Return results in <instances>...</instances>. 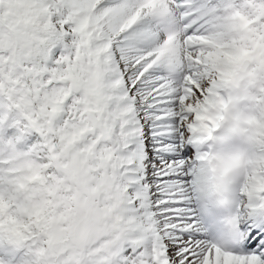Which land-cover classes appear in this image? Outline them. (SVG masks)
I'll return each mask as SVG.
<instances>
[{
	"label": "snow or ice",
	"instance_id": "6c2138e0",
	"mask_svg": "<svg viewBox=\"0 0 264 264\" xmlns=\"http://www.w3.org/2000/svg\"><path fill=\"white\" fill-rule=\"evenodd\" d=\"M0 264H264V0H0Z\"/></svg>",
	"mask_w": 264,
	"mask_h": 264
}]
</instances>
